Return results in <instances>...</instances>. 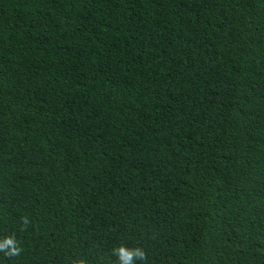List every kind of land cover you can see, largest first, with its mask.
<instances>
[{
  "label": "trees",
  "instance_id": "16d2710c",
  "mask_svg": "<svg viewBox=\"0 0 264 264\" xmlns=\"http://www.w3.org/2000/svg\"><path fill=\"white\" fill-rule=\"evenodd\" d=\"M7 238L0 264H264V0H0Z\"/></svg>",
  "mask_w": 264,
  "mask_h": 264
},
{
  "label": "clouds",
  "instance_id": "9594fccd",
  "mask_svg": "<svg viewBox=\"0 0 264 264\" xmlns=\"http://www.w3.org/2000/svg\"><path fill=\"white\" fill-rule=\"evenodd\" d=\"M10 246V247H9ZM5 249H9L5 251ZM0 251H4L5 255L18 256L21 252V249L16 246V241L14 238L5 239L4 243H0ZM114 255L119 256L118 264H132L133 256H136L139 260H146V253L140 249L129 250L124 246H120L117 249L113 250ZM80 264H84L83 261H80Z\"/></svg>",
  "mask_w": 264,
  "mask_h": 264
}]
</instances>
